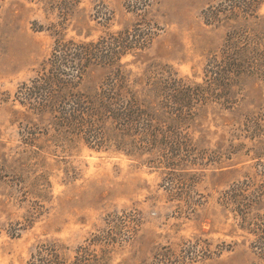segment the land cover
<instances>
[{
	"label": "rangeland",
	"instance_id": "obj_1",
	"mask_svg": "<svg viewBox=\"0 0 264 264\" xmlns=\"http://www.w3.org/2000/svg\"><path fill=\"white\" fill-rule=\"evenodd\" d=\"M223 1L0 0V264H28L48 240L72 261L78 247L108 234L109 245L89 249L93 264H264L226 201L235 184H249L251 215L264 216V195L253 198L264 182L262 77L241 74L227 97L196 110L186 131L203 159L176 173L148 155L113 149L112 133L100 148L60 136L16 97L59 36L97 40L132 28L139 13L155 35L142 54L122 57L124 70L131 78L173 72L201 84L228 31L207 24L204 12ZM254 15L237 20L264 39V3ZM108 75L94 68L80 88L94 93Z\"/></svg>",
	"mask_w": 264,
	"mask_h": 264
},
{
	"label": "trees",
	"instance_id": "obj_2",
	"mask_svg": "<svg viewBox=\"0 0 264 264\" xmlns=\"http://www.w3.org/2000/svg\"><path fill=\"white\" fill-rule=\"evenodd\" d=\"M263 3L264 0H225L204 12L207 24L223 26L228 31L220 54L206 64L201 84L188 82L173 72L160 76L146 70L142 77L131 78L124 70L122 57L139 56L155 35L153 24L139 13L141 18L132 28L106 33L97 40L59 36L37 75L19 86L16 97L32 116L60 136L83 138L91 147L100 148L111 142L108 134L112 133V147L117 151L148 155L149 162L174 172L179 166L196 165L203 159L204 150L194 146L186 131L196 110L209 100L227 97L241 74L264 79V39L248 32L237 20L257 18L254 13ZM94 68L106 69L109 75L99 90L88 93L80 86ZM242 185L235 184L226 201L238 213L241 227L254 236L251 248L264 263V216L251 215L254 202H245L251 197L244 192L249 184ZM263 195L264 182L253 198ZM103 238L94 237L87 246L78 247L72 261L66 257V247L57 240L40 242L28 264H93L88 254L91 246L101 240L109 245L113 239L111 234Z\"/></svg>",
	"mask_w": 264,
	"mask_h": 264
}]
</instances>
